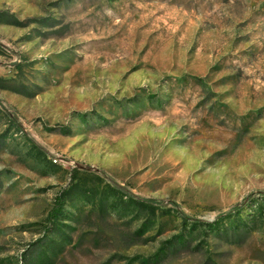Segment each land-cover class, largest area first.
<instances>
[{
    "label": "rangeland",
    "instance_id": "rangeland-1",
    "mask_svg": "<svg viewBox=\"0 0 264 264\" xmlns=\"http://www.w3.org/2000/svg\"><path fill=\"white\" fill-rule=\"evenodd\" d=\"M0 9L28 18L0 22V264H264V0ZM225 213L158 252L180 215Z\"/></svg>",
    "mask_w": 264,
    "mask_h": 264
},
{
    "label": "trees",
    "instance_id": "trees-1",
    "mask_svg": "<svg viewBox=\"0 0 264 264\" xmlns=\"http://www.w3.org/2000/svg\"><path fill=\"white\" fill-rule=\"evenodd\" d=\"M33 21H43L44 22V18L43 17H33ZM0 22L1 23H5V24H15V25H21V24H25L28 22V18H26V20L23 22L21 21H17L15 20L14 17H12L11 14L3 11L0 9ZM46 23V22H44ZM46 24H49L48 22ZM0 87H5L8 88V86L6 85H2ZM16 91V89H14ZM77 192V191H76ZM73 193L71 192V188L70 189H63L61 191H59L58 194L55 195L54 199H53V204L51 206V208L49 209L47 216H46V227L49 228H54V226L57 225L58 223V219L60 218V216L64 213V202H65V195ZM80 196H82L85 199H91L94 198L91 194L86 192H80L79 194ZM126 203H131L136 209L141 210L144 209V207H147V212L149 214V216H154L155 214V209L152 206H147L146 200H141V199H132L131 197H128L127 200L125 201ZM97 207L102 210L104 208L105 205V201L104 199H102V197H100L99 199H97ZM229 213H225L223 215L217 216L214 220L212 221H200V220H196L193 219L191 220L189 223L187 222V217L184 215H180V230L178 233L176 234H172L170 236V238L168 240L165 241L164 244H161L160 248L158 249V252L163 251V249H174L176 247L179 246H183L184 243H187V237H185L186 235H188L190 233L191 230L193 229H199L201 228L202 225H205L207 227V229H214V232L216 233V235H227V231L231 228L230 226V220H229ZM146 220L143 221L142 223H140V226L136 229V234L140 235L141 233H143L144 229H146L145 226ZM59 235L61 237H66L65 234H63V232L61 230H58ZM28 262L29 263H37V264H43V262L47 259V255H45L41 250H39L37 248V250H33L30 255L28 256ZM145 261V260H144ZM146 262V261H145Z\"/></svg>",
    "mask_w": 264,
    "mask_h": 264
}]
</instances>
